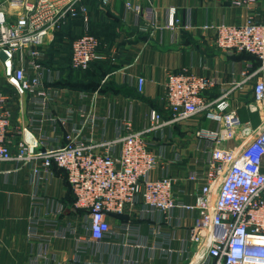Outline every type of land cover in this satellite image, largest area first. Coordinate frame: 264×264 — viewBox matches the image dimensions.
Instances as JSON below:
<instances>
[{
    "label": "built area",
    "instance_id": "built-area-1",
    "mask_svg": "<svg viewBox=\"0 0 264 264\" xmlns=\"http://www.w3.org/2000/svg\"><path fill=\"white\" fill-rule=\"evenodd\" d=\"M256 1L231 3L252 7ZM127 6L131 7L130 3ZM136 9L141 11L140 6ZM156 14L152 6L144 14L152 28L156 26ZM174 14L171 8L168 27L178 23ZM79 17L89 20L84 0H6L5 5H0V59L7 81L29 98L37 121L67 123L75 114L82 118V125L72 127L64 143H54L41 129L38 136L24 129L18 151L13 154L7 137L11 114L0 94V161L40 159L42 165L34 168L35 175L52 164L64 169L74 193V208L85 212L82 224L91 243L123 231L126 243L141 246L135 242L132 222L122 223L115 230L111 215L135 213L140 218H152L160 213L168 221L175 210L196 211L194 224L179 251L181 258L186 256L187 264H264V120L257 129L241 120L238 106L232 105L233 93L241 82L221 87L220 94L211 98L208 92L220 84L218 79L187 70L171 72L165 83L167 119L152 110L149 126L143 131L132 130L131 120L125 119V135L113 140L85 139L83 129L94 130L104 117L95 112L93 105L79 110L70 105L64 117L53 118L51 104L69 90L54 85L61 71L44 64L45 45L69 20ZM205 27L213 29L219 49L231 55L245 51L258 58V70L246 75L245 80L253 81L258 72L264 71V22L250 15L240 25L221 22ZM100 46V39L88 31L74 39L72 67L87 69L93 61L103 59ZM137 83L138 91L143 92L145 78L138 77ZM80 94L88 97L86 92ZM253 94L254 102L247 106L251 111L261 110L263 79H255ZM200 113L218 126L195 133L208 157L204 172L196 170L188 176L200 186L193 194L194 203H187L175 193L177 178L167 171L153 176L163 155L149 148L145 133L183 123ZM38 222L39 219L31 222L30 236L37 235ZM152 234L160 241L158 248L169 254L176 251L170 246L163 248L169 244L165 242L169 236L161 227H153ZM85 250L78 248L80 254Z\"/></svg>",
    "mask_w": 264,
    "mask_h": 264
},
{
    "label": "crops",
    "instance_id": "crops-1",
    "mask_svg": "<svg viewBox=\"0 0 264 264\" xmlns=\"http://www.w3.org/2000/svg\"><path fill=\"white\" fill-rule=\"evenodd\" d=\"M5 2L0 0V5ZM84 4L89 10L88 22L77 19L67 28L74 34L89 31L97 35L103 41L101 60L113 68L102 79L103 91L65 87L69 92L62 93L51 104L53 118L64 117L70 105L77 110L93 105L104 121L100 120L94 130L84 128L85 139L113 140L125 135L128 132L125 119L131 120L132 130L143 131L149 126L152 110L159 111L165 119L169 117L165 99L168 74L187 70L218 79L220 84L208 92L211 98L220 94L221 87L241 82L233 93L232 105L238 106L243 122L256 129L261 127L264 105L256 111L247 105L254 102L255 79L264 80V71L258 72L253 81L245 80L246 75L258 70L260 62L248 54L231 55L219 49L214 43L213 29L205 25L221 22L240 25L250 15L264 22V0H257L252 7H237L231 0H84ZM137 6L141 9L139 13ZM151 6L157 12L153 28L144 15ZM171 8L175 9L178 21L172 28L167 26ZM54 41L55 36L45 49ZM61 54L66 56L65 52ZM0 64L4 72L1 59ZM59 65L67 66L65 62ZM138 77L145 78L143 92L138 91ZM81 92L88 93V97H82ZM10 114L7 137L13 154L18 151L24 129L36 136L41 129L54 143H64L68 131L82 125L78 114L67 123L37 121L26 95L21 96L17 113ZM217 126L205 113H200L183 123L145 133L149 148L163 155L153 176L167 171L177 178L175 193L187 203H194L193 194L200 186L188 176L192 171L204 172L208 157L205 145L198 143L195 133ZM41 165L40 159L0 161V264H187L186 256L181 258L179 251L194 224L196 211L175 210L170 221L160 213L152 218H140L135 213L111 215L115 230L122 223L132 222L135 242L141 246L126 243L123 231L91 243L82 224L85 212L74 208L75 197L66 171L52 164L35 175L34 168ZM33 219H39L35 237L29 235ZM155 226L169 236L165 241L169 244L163 248L170 246L175 252L169 254L158 248L160 241L152 234ZM80 246L86 249L81 254Z\"/></svg>",
    "mask_w": 264,
    "mask_h": 264
},
{
    "label": "trees",
    "instance_id": "trees-1",
    "mask_svg": "<svg viewBox=\"0 0 264 264\" xmlns=\"http://www.w3.org/2000/svg\"><path fill=\"white\" fill-rule=\"evenodd\" d=\"M77 19L82 18L79 17L69 20L59 31L55 33V41L49 46L50 50L46 52L47 55L44 60V64L61 71L63 78L54 83V85L58 87H67L69 89L76 88L79 90L89 91L100 89L103 91L105 88L101 86V82L106 73L111 71L113 68L110 63L107 64V62H104L103 60H96L93 61L87 69H74L71 65L72 42L74 39L85 33L82 32L80 34H74L67 28L70 27L72 22ZM64 37L67 39L66 41H64ZM101 43L103 45L102 40ZM63 52L66 53L65 57L61 54ZM242 53L256 57L255 55L245 51L240 52L239 54ZM62 62H65L67 66H60L59 64H62Z\"/></svg>",
    "mask_w": 264,
    "mask_h": 264
},
{
    "label": "rangeland",
    "instance_id": "rangeland-1",
    "mask_svg": "<svg viewBox=\"0 0 264 264\" xmlns=\"http://www.w3.org/2000/svg\"><path fill=\"white\" fill-rule=\"evenodd\" d=\"M50 45H47L46 49L49 51ZM50 55V54H49ZM0 64V94H2L5 97V105L6 108L12 113L14 116L20 105V98L23 95H20L15 89L12 84H10L5 76V72H3V68ZM2 68V70H1ZM63 78L62 73L60 74V77L57 79V81H60V79Z\"/></svg>",
    "mask_w": 264,
    "mask_h": 264
}]
</instances>
